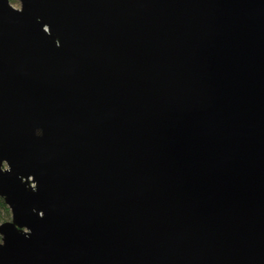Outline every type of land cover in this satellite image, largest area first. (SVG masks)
<instances>
[{"label": "water", "instance_id": "obj_1", "mask_svg": "<svg viewBox=\"0 0 264 264\" xmlns=\"http://www.w3.org/2000/svg\"><path fill=\"white\" fill-rule=\"evenodd\" d=\"M0 0V264H264V0Z\"/></svg>", "mask_w": 264, "mask_h": 264}, {"label": "trees", "instance_id": "obj_2", "mask_svg": "<svg viewBox=\"0 0 264 264\" xmlns=\"http://www.w3.org/2000/svg\"><path fill=\"white\" fill-rule=\"evenodd\" d=\"M11 216L12 211H10V208L6 204V201H4V199L0 196V222L9 220Z\"/></svg>", "mask_w": 264, "mask_h": 264}, {"label": "rangeland", "instance_id": "obj_3", "mask_svg": "<svg viewBox=\"0 0 264 264\" xmlns=\"http://www.w3.org/2000/svg\"><path fill=\"white\" fill-rule=\"evenodd\" d=\"M12 3H13L17 8H21V4H20L19 1L14 0V1H12Z\"/></svg>", "mask_w": 264, "mask_h": 264}]
</instances>
